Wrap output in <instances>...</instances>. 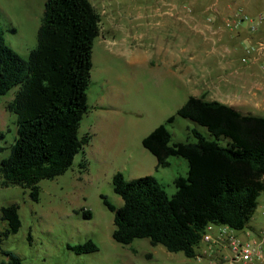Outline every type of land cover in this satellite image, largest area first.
Masks as SVG:
<instances>
[{
	"label": "trees",
	"instance_id": "16d2710c",
	"mask_svg": "<svg viewBox=\"0 0 264 264\" xmlns=\"http://www.w3.org/2000/svg\"><path fill=\"white\" fill-rule=\"evenodd\" d=\"M100 21L89 0H45L36 45L27 57L6 43L0 25V99L17 87L9 104L15 114V137L7 156L0 159L3 186L27 187L37 201L39 182L67 171L89 142L88 134L79 135V127L89 108L92 48ZM176 115L204 126L213 139L192 128L195 141L172 142L167 123L175 115L142 138V146L156 158L155 170L167 167L171 156L186 160V174L173 179L174 193L168 195L154 175L126 179L117 171L111 183L121 206L115 208L105 198L103 203L113 214L112 239L117 244L148 239L153 246L192 259L206 226L241 231L254 215L264 193V116L196 96H190ZM3 136L0 132V139ZM79 166L85 169L86 160ZM17 210L13 206L3 211L11 233L21 227ZM82 216L90 219L91 213ZM71 250L87 254L98 247L88 240ZM0 253L6 257L2 264H22L1 246Z\"/></svg>",
	"mask_w": 264,
	"mask_h": 264
},
{
	"label": "rangeland",
	"instance_id": "374dc122",
	"mask_svg": "<svg viewBox=\"0 0 264 264\" xmlns=\"http://www.w3.org/2000/svg\"><path fill=\"white\" fill-rule=\"evenodd\" d=\"M89 1L99 12L101 21L100 34L94 39L92 48L87 90L90 111L81 120L79 135H83L88 118L95 114L93 107L100 108L97 110L99 115L120 111L125 120L119 127V134H128L124 153L127 156H111L110 160L98 158L92 144L88 143L75 155L67 171L39 182L37 201L30 197L27 187L18 184L3 186L0 176V246L16 254L22 264H203L195 258H186L182 252L171 253L161 245L153 246L148 239H135L128 246L112 239L113 214L105 207L103 198L115 208L121 206L122 199L113 191L111 183L115 172H122L126 179L154 175L166 193L172 195L175 191L173 179L187 171V162L181 156L169 157L167 167L155 170V157L143 148L141 139L171 115L175 118L172 123H167V128L172 142L195 141L192 128L210 139L213 137L204 126L176 115L187 97L199 94L201 88L182 83L170 75L171 64L167 63L166 57L151 54L156 43H171L166 33H161L156 40L149 32L141 40L139 33L144 32V27L151 29L152 18L144 20L149 22L148 26H137L134 6H126L118 14L109 6L117 0ZM43 4V0H0V25L6 43L23 57H27L36 45ZM110 14L121 28L108 23ZM140 55L149 56L138 63ZM16 92L17 87H14L0 99V132L4 134L0 139L4 148L0 159L7 156V147L15 137V114L9 104ZM239 111L264 116V111L253 104L244 105ZM220 143L226 144V139H220ZM83 159L86 168L82 170L79 162ZM263 204L264 194L261 193L258 207L246 227L264 226ZM13 206L18 208L21 222L16 233L10 232L9 224L3 218V211ZM86 211L91 213L90 219L82 216ZM235 234L240 236L238 232ZM88 240L96 244L98 251L77 254L71 250V247ZM5 262L6 257L0 253V264Z\"/></svg>",
	"mask_w": 264,
	"mask_h": 264
},
{
	"label": "crops",
	"instance_id": "0c3cea01",
	"mask_svg": "<svg viewBox=\"0 0 264 264\" xmlns=\"http://www.w3.org/2000/svg\"><path fill=\"white\" fill-rule=\"evenodd\" d=\"M109 6L118 14L122 8L134 6L137 9V26H148L149 22L144 20L153 19L151 29L144 27V32L139 33L141 40L149 32L156 40L161 33H166L171 43H156L151 54L166 57L167 63L171 64L168 69L170 75L182 83L201 88L199 94L190 96L206 99L208 95L206 100H215L237 110L253 104V107L264 111V51L255 59L245 52L246 45L264 42V23L254 33L249 31L246 21L231 27L225 25V19L236 14L264 17V0H140L130 3L117 0ZM108 23L121 28L112 14ZM148 56L140 55L138 63ZM244 57L251 60L242 61ZM92 109L95 114L88 118L83 135L90 136L88 143L92 144L97 157L110 160L111 156L118 158L126 153L128 134H119V127L125 120L122 112H102L99 115L97 110L100 108ZM262 207L264 213V204ZM246 229L259 233L264 226L246 227L238 231L240 237L245 238L243 231ZM201 247H204L203 243L198 250ZM202 263L208 264L206 260Z\"/></svg>",
	"mask_w": 264,
	"mask_h": 264
},
{
	"label": "built area",
	"instance_id": "2783aa9c",
	"mask_svg": "<svg viewBox=\"0 0 264 264\" xmlns=\"http://www.w3.org/2000/svg\"><path fill=\"white\" fill-rule=\"evenodd\" d=\"M245 21L248 22L249 31L254 33L264 23V17L259 15L252 18L236 14L225 19V25L231 27ZM263 50V41L253 42L245 47V52L252 54L254 59ZM250 60V57L242 58L245 62ZM237 232L224 225L206 226L200 242L204 247L197 249L195 259L198 262L206 260L208 264H264V230L255 233L246 229L243 231L245 238L237 236Z\"/></svg>",
	"mask_w": 264,
	"mask_h": 264
}]
</instances>
